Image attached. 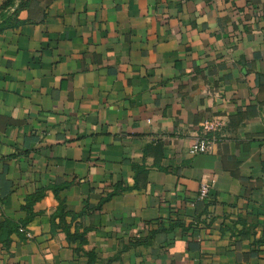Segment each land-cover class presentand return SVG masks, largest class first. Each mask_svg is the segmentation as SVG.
<instances>
[{"label": "crops", "instance_id": "1", "mask_svg": "<svg viewBox=\"0 0 264 264\" xmlns=\"http://www.w3.org/2000/svg\"><path fill=\"white\" fill-rule=\"evenodd\" d=\"M0 264H264V0H0Z\"/></svg>", "mask_w": 264, "mask_h": 264}, {"label": "built area", "instance_id": "2", "mask_svg": "<svg viewBox=\"0 0 264 264\" xmlns=\"http://www.w3.org/2000/svg\"><path fill=\"white\" fill-rule=\"evenodd\" d=\"M223 128L224 124L219 118L206 120L202 125L201 135L195 139L194 144L188 150L189 155L209 154L217 141V134L221 133ZM211 189L212 186L210 184L206 182L201 183L197 194L198 201H207ZM190 207H192V205H190Z\"/></svg>", "mask_w": 264, "mask_h": 264}, {"label": "trees", "instance_id": "3", "mask_svg": "<svg viewBox=\"0 0 264 264\" xmlns=\"http://www.w3.org/2000/svg\"><path fill=\"white\" fill-rule=\"evenodd\" d=\"M36 199L37 198L32 199V200L30 199L29 202H28V206L32 205ZM1 230H8V233L7 234L9 235L11 232H17L18 227L16 225H14V224H11L9 222H6L5 225H3L1 227ZM8 242H9V238L7 237L6 240H5V243L8 244Z\"/></svg>", "mask_w": 264, "mask_h": 264}]
</instances>
